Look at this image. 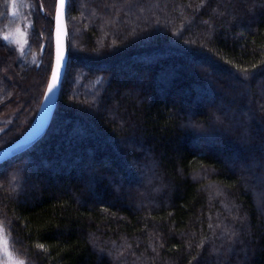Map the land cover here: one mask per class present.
I'll return each instance as SVG.
<instances>
[{"label":"trees","instance_id":"1","mask_svg":"<svg viewBox=\"0 0 264 264\" xmlns=\"http://www.w3.org/2000/svg\"><path fill=\"white\" fill-rule=\"evenodd\" d=\"M56 8L0 0L5 133H26L38 113ZM67 15L52 125L0 165L16 257L264 264V0H69ZM14 25L29 26L24 53L5 39Z\"/></svg>","mask_w":264,"mask_h":264},{"label":"water","instance_id":"2","mask_svg":"<svg viewBox=\"0 0 264 264\" xmlns=\"http://www.w3.org/2000/svg\"><path fill=\"white\" fill-rule=\"evenodd\" d=\"M68 2L64 0L61 5V0H57V8L55 15L54 28V62L48 85L52 80V73L56 70L57 60V43L60 42V47L63 55L61 61L60 76L56 87L52 93L46 89L39 111L27 130V132L15 143L0 150V165L13 159L14 157L29 151L34 147L49 131L58 109L64 80L67 74L69 65V27H68ZM47 97V99H45Z\"/></svg>","mask_w":264,"mask_h":264},{"label":"rangeland","instance_id":"3","mask_svg":"<svg viewBox=\"0 0 264 264\" xmlns=\"http://www.w3.org/2000/svg\"><path fill=\"white\" fill-rule=\"evenodd\" d=\"M26 28L24 27V25H14L13 27L10 28V30L7 33V36H6L8 41L16 44L19 53H24V51H26V49L28 47V43H29V40H28L29 26H26ZM17 30H19V31H17ZM51 48H53V50H54L53 33L50 34L49 37H48V35L44 36L43 43L41 45V54H44V53L48 52V50H50ZM41 57H42V55H41ZM51 64H52V66H51V68H52L53 67V63L51 62ZM49 76L47 77L46 84L44 85L43 93L46 92L45 90L47 89L46 87H47V83H48V80H49ZM42 97H43V95H42ZM39 104L37 106V110H38ZM7 116L8 115H6V112L2 113L0 115V137L11 126V124L13 123V121L15 119L14 117H10L9 118ZM17 134H19V133H17L16 131L5 133L2 136V137H5V139L4 140H0V150L5 148V147H7V144L10 142L9 141L10 139L13 140L14 138H18L19 137L16 140V141H18L25 133L22 134L21 136H19ZM15 142H13V143H15ZM13 143H11V144H13ZM4 241H7V250L6 251H5V247H4ZM21 262L22 261L20 259H18L16 257V255H15V253L13 252V250H12V248L10 246L9 238H8L7 234L5 233V231H4V228L0 224V264H21ZM22 264H24V263L22 262Z\"/></svg>","mask_w":264,"mask_h":264},{"label":"snow or ice","instance_id":"4","mask_svg":"<svg viewBox=\"0 0 264 264\" xmlns=\"http://www.w3.org/2000/svg\"><path fill=\"white\" fill-rule=\"evenodd\" d=\"M64 0H61V5H63ZM19 31V30H17ZM5 39H7V37H5ZM63 60V55H62V51H61V47H60V42L58 40L57 43V60H56V70L52 73V80L51 83L47 86V90L49 93L53 92V89L56 87L57 81L59 79L60 76V68H61V61ZM45 99H47V97H45ZM4 247H5V251L7 250V241H4ZM22 264V262H21Z\"/></svg>","mask_w":264,"mask_h":264}]
</instances>
